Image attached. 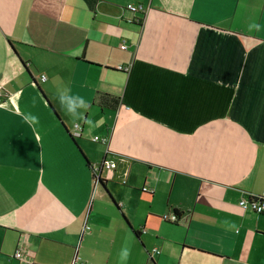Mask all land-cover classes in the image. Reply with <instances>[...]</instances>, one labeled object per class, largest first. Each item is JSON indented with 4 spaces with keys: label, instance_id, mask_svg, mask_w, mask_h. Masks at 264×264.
Masks as SVG:
<instances>
[{
    "label": "crops",
    "instance_id": "obj_1",
    "mask_svg": "<svg viewBox=\"0 0 264 264\" xmlns=\"http://www.w3.org/2000/svg\"><path fill=\"white\" fill-rule=\"evenodd\" d=\"M0 87V264H264V0H0Z\"/></svg>",
    "mask_w": 264,
    "mask_h": 264
},
{
    "label": "built area",
    "instance_id": "obj_2",
    "mask_svg": "<svg viewBox=\"0 0 264 264\" xmlns=\"http://www.w3.org/2000/svg\"><path fill=\"white\" fill-rule=\"evenodd\" d=\"M125 10L130 11L131 13L134 14V17L126 19L127 22H134V23H139L141 22L142 17L137 16V14H144L146 8L140 4V3H129L125 6ZM121 49H126L125 44L121 45ZM121 70H126L127 67H119ZM45 76L41 75V80H44ZM4 98V99H3ZM6 95L3 92L2 88L0 87V103L5 104L7 103V99L5 100ZM3 99V100H2ZM75 129H79L78 125L74 126ZM94 140H98V137H94ZM102 142H105V139L103 138L101 140ZM115 167V164L113 162H106L103 161L101 164L94 166L93 171L94 172H99L100 169L102 168H107V169H112ZM238 205L243 209V210H250L258 215H264V196H256L252 194H246L245 196L241 197L238 201ZM166 221L170 223H177L178 217L175 213H172L170 216H165L164 218ZM87 228V227H85ZM158 254L159 249L158 248H153L151 250V255L152 254ZM14 256L18 259H22V250H17L14 254ZM151 260L152 257L150 256Z\"/></svg>",
    "mask_w": 264,
    "mask_h": 264
},
{
    "label": "clouds",
    "instance_id": "obj_3",
    "mask_svg": "<svg viewBox=\"0 0 264 264\" xmlns=\"http://www.w3.org/2000/svg\"><path fill=\"white\" fill-rule=\"evenodd\" d=\"M71 91L70 87L60 89L57 93V100L64 112L76 120L84 115V112L88 109L89 104L86 98L78 93L69 95L68 93H71ZM37 120V116L31 115L29 123ZM89 123H91V121H89Z\"/></svg>",
    "mask_w": 264,
    "mask_h": 264
},
{
    "label": "trees",
    "instance_id": "obj_4",
    "mask_svg": "<svg viewBox=\"0 0 264 264\" xmlns=\"http://www.w3.org/2000/svg\"><path fill=\"white\" fill-rule=\"evenodd\" d=\"M107 97V96H106ZM101 99V98H100ZM100 99H99V101H100ZM112 100L114 99V98H111ZM116 102H118V100H115ZM118 103H115V105H117ZM118 106V105H117ZM92 177H93V180H94V182L95 183H101V184H103L104 183V180H102L100 177H99V175H98V172H94L93 171V174H92ZM177 215V214H176ZM177 217L179 218V216L177 215Z\"/></svg>",
    "mask_w": 264,
    "mask_h": 264
}]
</instances>
